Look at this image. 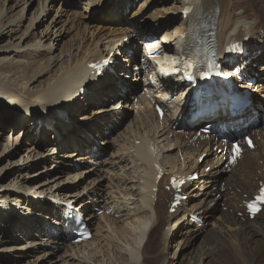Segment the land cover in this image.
Returning a JSON list of instances; mask_svg holds the SVG:
<instances>
[{
	"label": "bare ground",
	"instance_id": "bare-ground-1",
	"mask_svg": "<svg viewBox=\"0 0 264 264\" xmlns=\"http://www.w3.org/2000/svg\"><path fill=\"white\" fill-rule=\"evenodd\" d=\"M73 1L78 0H71L70 3H73ZM104 1L101 0V3ZM154 1L156 0H148L140 6L139 10L137 8V16L141 13H143V16L141 15V17L134 19L130 25L125 24L124 11L130 6V9H134L135 0L111 2L98 18H92L89 22L85 18L95 8V5L91 7V4H96L98 1L84 2L86 4L84 5L81 21L76 18L75 13L69 14L66 10L68 6L65 5L66 7L63 6L64 11L62 9L59 12L58 19H53L50 24L45 26L41 30L40 37H38L37 29L44 25L47 13L58 2L57 0H39L40 11L38 17L35 16L29 22L17 41L15 40L7 47H3L4 45L0 47V57L6 55V57L0 58V90L6 92L10 97H18L8 98L6 100L7 108L14 112L21 111L23 108L24 111L21 112L27 115L33 113V110L43 111V113L48 111L49 113V110L53 107L64 109V103L70 98L69 92L74 88L78 92L75 96H72L75 100L71 109L68 110V113H71V119L88 115L93 111V108L94 110H101V105L104 103H112L114 108L118 105L126 107L125 99L129 97L125 96L123 99L119 97L118 93L123 89L133 87L130 78L120 76L122 81L117 80L116 87L109 86V88L103 89L104 85H107L109 81L114 80L115 75H118V70L116 71V69L128 74L129 68L126 69L127 72L125 68L129 67L132 62L137 63L139 61L137 59L138 48L136 46L135 48H133L134 46H126L125 44L126 49L123 50V47H125L123 39L127 37L129 40L135 41L136 33H139L138 36L146 37L150 40L159 39L165 53L162 59L157 62L156 71L162 76L160 69L166 68V71H163L164 74H169L174 70L171 67L173 65L171 63L173 57L169 55L177 58L181 57L183 52L188 49L196 33V28L209 16L214 19L218 44L217 56L219 58L227 56L225 50L230 42H243L247 38L254 45L251 47L252 51L248 50L247 55L232 56V60L238 66H243L248 59L257 58L255 53L257 50L264 51V0H173L172 2L176 6L168 11L177 12L179 10V17H171L169 21H165L163 16H161L162 10L151 12V15L145 13L146 9L150 8ZM158 1L163 5L170 3L168 0ZM30 2H33V0H0V6L2 7H0V38L21 32L20 28L25 20V9L22 8L16 16L13 13L12 15L11 11L20 3L29 6ZM76 5L79 8V3ZM186 7L192 8L191 13L187 15L183 13ZM163 13L166 15L170 14L169 12ZM149 23L153 25H149ZM143 31L145 33H142ZM84 35L89 37L87 38L89 41L91 39L95 40L89 44L83 37ZM67 37L69 39H66ZM27 41L28 43H26ZM100 42H105L104 50L100 47ZM94 43L95 45H92ZM25 44L27 45L23 46ZM65 49L68 52L64 53ZM129 50H134L135 52L131 57L128 55ZM110 51L114 52L111 60L120 52L124 62L115 65V71L112 68L114 75L103 77L102 79H99V77L94 78L93 74L92 76H87L89 72L93 71V69L88 67V64L92 62L97 64ZM228 65L226 63L224 67H228ZM84 67L86 68L85 71L82 70ZM53 68H56V70L52 71ZM71 70H75L76 74L72 73ZM44 75H47V77L44 80H40ZM139 75L140 78L138 80L142 83V89H148V92L142 93L138 97L137 102L132 104L131 108L137 105H145L151 108L152 100L155 99V95H158L156 96L158 100H156L166 104V108H168L170 113L169 117L165 115L160 121L154 110L152 111L151 109L139 115L138 123L129 121L127 125H124V122H121L117 126L114 125L112 120L115 121L120 116L124 117L123 114L126 113V111H119L114 113L112 116L115 117L109 121H105L107 116H104V120H94L92 123L87 122L81 127L79 125L82 120L78 121V125L75 124L73 128L76 131L73 136L69 134L71 132H64L69 127H72L69 123L62 122L55 125L51 122L46 123L56 137L54 138L51 135V139L56 143L57 148L55 146L53 148L50 147L52 148L50 155L52 156L56 149L73 148L63 158L66 159L68 164H71L69 165L70 168L72 166V169L75 168L77 170L76 168L79 167L82 168V171L80 174L75 172L73 176H64L63 170L56 167H54V171L56 170L57 174H47L46 171H41L39 178L44 177V179H41L37 186H32L39 190V193L35 195H41V189L59 188L66 182H76L75 185H78L81 183L80 179L83 177V173L88 174L82 180L85 181L86 178H89L90 181L89 186L83 185L85 188H82V190L83 192L85 190V196L81 197L82 191H71L66 194V197L72 201V205L74 204L73 202H77V205L73 206L87 216L86 220L91 226L95 227L93 237H96V239L99 237V239L94 241L91 239L83 242L85 244H78V246L67 244V221L63 220L65 207H54V211L44 210L43 214L47 215L48 219L55 215L60 219V222L54 221L58 227H47V223L44 222L49 234L44 240L45 243L51 246L53 243L52 238L56 237L58 241H63L66 246L63 247L58 244V250L44 248V252L36 257L31 264H39L40 261L42 264H91L93 262H96L95 264H108L110 261L116 263L118 259L123 261L121 264H147L149 259H153V264H168L162 256L167 252L165 249L169 246L174 236L180 238L179 246L180 244L185 245L194 237L203 234V232L200 233L197 229L199 227L194 225L192 221H183L179 226L178 223L185 219L186 214L198 215L206 223H209L211 216L210 205L214 202L218 203L222 199H225L224 204L228 211L222 212L219 217L216 216L217 218L214 219V222L212 221L210 232L204 235V240L200 242L199 255H195L194 262L190 264H264V210L256 219L249 220L243 208V203L254 194L259 182H264V128L255 126L256 119L248 126V129H251V133L253 131L255 133L256 149L254 151H246L239 164L225 178L224 186L219 187L217 185L220 179L219 175L226 169L223 168L222 162L216 163L215 153L211 151V146L217 143L215 139L213 140L211 137L205 139L202 135L195 137L196 132L192 131L190 127L183 133L171 130L172 126L177 122L183 124L191 123L192 125L200 122V120L191 119L186 112H181L182 110L184 111V104L188 103V94L186 93L192 90L195 91L196 88L191 84H187L189 86L184 88L182 84L186 78H183L181 74L173 76L165 82H160V80L158 82L157 77L154 75L152 83L143 70L140 71ZM134 76H136L135 73ZM94 79L97 80L90 83L87 87L86 85L89 81ZM52 81H54V85L44 89ZM18 83L23 85L24 88ZM159 86L162 87L164 93L160 94L161 92L157 90ZM262 86H264V83ZM80 88L82 89L81 92H79ZM209 93L210 95L206 99L211 104H214L215 107H220V97L213 91ZM79 94L83 95L78 96ZM129 94L131 96L135 95L133 90ZM152 94H154V97ZM20 99L23 100L24 104H22ZM79 99H82V108L80 110L78 109ZM16 107L17 110L15 109ZM30 107H33V109H30ZM226 109V107H223L220 110V114L226 112ZM79 111L86 113L78 116ZM74 112L78 114L74 115ZM154 116L156 119L153 120ZM210 118H205L204 120H211ZM0 120L4 121V123L0 124V135L3 133V127L13 125V128L17 130V127L24 122L21 116L13 115L9 112L5 113V116H1ZM149 121H153V125L149 124ZM100 122H103L102 128L99 127ZM40 123L41 121L38 122L35 119V126L38 128L43 127L39 126ZM32 125L34 124L29 122L24 129H30ZM121 128L122 130H120ZM42 130L44 129L40 128L37 130L34 128L31 131L39 136V132ZM104 131L106 135L108 134V137L116 134V139L120 140L123 138L125 142L127 141V146L121 150L119 149L120 152L110 154L108 158L101 162V152H104V150L90 147L93 145L97 132L103 133ZM170 132H173L174 138L172 140L167 137ZM91 133L93 134L92 136ZM85 134H87V137H85ZM44 136L39 141V145L42 147ZM10 138L12 139L11 146L14 144H17L18 147L21 146L18 143L20 142L19 137L14 139L13 136H10ZM106 141L108 142V140ZM135 141H137V144ZM101 142V144L104 143L103 141ZM9 147L10 145L3 148L0 156L4 154L9 156L14 151L13 149H11L13 151H10ZM30 148L28 157L25 160L22 159L18 162L7 160L12 168H17V172L22 170L30 171L38 167L39 165L37 164L39 162L33 163L38 158L42 164L47 162L48 158L40 151L42 149L35 146V143H32ZM16 150L18 151V149ZM83 150H88V153L84 156L80 155V157L75 156V153ZM174 151L177 153L176 157L173 158L174 155L169 160L168 158L171 157ZM179 153L183 157L182 161H180ZM203 153H207V157L198 165L197 159ZM75 157L76 159L73 160ZM51 158L59 161L53 156ZM19 162L23 165H20ZM88 164H92V167ZM19 165L21 167H18ZM206 166L212 167L208 174H205L204 171ZM197 171L201 173V179L196 184H200L201 188L193 193L191 192L192 188L189 189L187 195H191V193L192 195L188 202L186 204L184 202L176 211V214H171L169 212L171 203L168 200L171 195L167 191V187L170 185V177H187ZM109 174H112L113 177L108 178ZM160 175H162L161 179H158ZM20 176L22 174H18V178L15 179V187L17 185L19 189L23 186V183L18 184ZM31 180L28 178L29 183ZM101 180H107L108 182L104 188L105 194L102 193L103 189H100L102 187ZM28 181L23 180V182ZM75 185H72V190L76 187ZM25 186V189L31 188L27 184ZM215 187L216 190H214ZM230 192H232L233 196H230ZM45 197L69 203L67 199H62V197L50 195H45ZM87 199H91V201H94L93 203L102 206L105 211L112 210V213L110 215L105 213L98 218L94 214L87 215V212L90 211ZM39 209L41 210L40 207ZM8 210L13 212L6 205V208L1 211L2 216ZM40 210L39 212H42ZM117 214H121L120 221L124 220L123 217H126V221H129L124 226H118L119 220H115ZM239 214H242V216L240 217ZM33 230L37 232L42 230V227L36 223L33 225ZM180 231H182L181 236H178ZM8 236V233L2 232L0 233V240L11 241ZM62 251L63 253H60ZM108 251H112L114 258H110L109 254H107V259H102V255ZM33 252L35 253V251ZM56 252L59 254L57 258L55 257ZM20 255L23 256L22 253ZM20 255L11 254L10 256L16 260L17 256ZM171 263L174 264V262Z\"/></svg>",
	"mask_w": 264,
	"mask_h": 264
},
{
	"label": "rangeland",
	"instance_id": "rangeland-1",
	"mask_svg": "<svg viewBox=\"0 0 264 264\" xmlns=\"http://www.w3.org/2000/svg\"><path fill=\"white\" fill-rule=\"evenodd\" d=\"M57 1L58 2L54 5V7L51 10H49V12L47 13L46 20L44 21V25L41 28L37 29V36L38 37H40L41 30L45 26L50 24V22L53 19H55V20L58 19V14H59L60 11H62L63 6L64 7L68 6V9H66L67 12L69 14H74L75 13L76 18L79 19V21H81L82 20V15L84 13V8H85L84 5L86 4V3L84 4V2L85 1L89 2L91 0H78V1H73V3H70L71 0H66V1L65 0H57ZM97 1H98V3L93 4V5L91 4V7L95 5V8H94V10H91V12L88 13V15L86 16L85 19L88 22L91 21L92 18H98L103 13V11L106 9V6L110 5L111 2L112 3H114V2H122V1H125V0H105L103 2L104 4L101 3V0H96V2ZM147 1L148 0H135L136 5H135L134 9H129V7H128L124 11V15L126 17L125 18V24L126 25H130V23L134 19L139 18V16L141 17V15L143 16V13H141V14H139V16H137L138 15L137 12H138L140 6H142L143 3L145 4ZM168 1L170 3L167 4V5L160 4V2L158 0L152 2L150 8H147L145 13L147 15H151L150 14L151 12H154V11L157 12V11H161L162 10L161 11V16H163L165 21H169L171 17H179V10L177 12L168 11L172 7L176 6L174 4V2H172L173 0H168ZM77 3H79V5L81 7L79 6V8H77V5H76ZM22 8L25 9V12H24L25 20L22 23V27L20 28L21 32L17 33V34L9 35V37L8 36H3L2 38H0V47H2L3 45H4L3 47H7L9 44L15 42V40L17 41V39L19 38V36H21V33H23V31L25 30V28L29 24V22L31 20H33L35 16L38 17L39 11H40L39 10L40 9L39 0H33V2L29 3V6L28 5H23V3L22 4L20 3L18 6H16L15 8L12 9L11 14L13 13L16 16V14ZM137 8H138V10H137ZM178 9H179V7H178ZM63 11H64V9H63ZM163 12H165V13L169 12L170 14L166 15ZM32 13H34V14L32 15ZM118 13H120V12H118ZM11 14H9V15H11ZM149 25H153V24L149 23ZM85 33L88 34L87 32H85ZM83 37L87 40V42L89 44L92 43V41L95 40V39L94 40L91 39L89 41V39H87L89 37H86V35H84ZM66 39H69V37H67ZM124 41H126V40H124ZM26 43H28V41ZM26 45L27 44H25L23 46H26ZM92 45H95V43L92 44ZM104 46H105V43L102 42L100 44V47L103 48ZM104 48H103V50H104ZM66 52H68L67 49H65L64 53H66ZM118 55H120V52H118ZM4 57H6V55H2L0 58H4ZM120 61H121V59L119 60V62ZM262 61L259 62L258 66L255 69L259 73L264 74V71H260L261 69H264V59ZM121 63H124V62L121 61ZM127 68H129V67H126L125 71H126ZM54 69L56 70V68H53L52 71ZM82 70L85 71L86 68L84 67ZM71 72L76 74L75 70H71ZM93 73H94V70L92 72H89V74H87V76L88 75L92 76ZM47 75L42 76L40 78V80H44L47 77ZM120 76L121 75L119 74V71H118V75L115 76L114 80L109 81V83L107 85H104L103 89L106 88V87L109 88V86H115L116 87L117 80L122 81ZM96 80L97 79H94L93 81L90 80L91 82L89 81V83L86 86L88 87L90 83H92V82H94ZM7 85L11 86L9 84H7ZM19 85H21V84H19ZM52 85H54V81H52L49 84H47L44 87V89L47 88L48 86L50 87ZM21 86H22V88H24L23 85H21ZM11 87H13V86H11ZM27 88H28V86H27ZM77 92H78V90L75 89V88L72 89L69 92L70 98L64 103V109L66 107H67L68 110L71 109L72 103L75 100V98H72V96H75V94H77ZM78 96H82V95L80 94ZM12 97L18 98L17 96H11L10 97V96H8L6 94V92H3V91L0 90V117L1 116H5V113H8V112L11 113V111L13 112V110H9L7 108V106H6V100L8 98H12ZM105 100H106V98H105ZM132 100L133 99L130 97L128 99L126 107H124L122 105H118L117 108H114L112 103H104V104L101 105V107H102L101 110H98V109L94 110V108H93V111L91 113H89L88 115H85L83 117H78L77 119H71V113L69 112L68 113L69 120H70L69 124L72 125V127H69L64 132L65 133L66 132H71L69 134L71 136H73V134H76V131H74V129H73L74 125L75 124L78 125L80 120H82L81 124L79 125L80 127L83 126L84 124H86L87 122L92 123V122H94V120H104L103 119L104 116H107L105 121H109V120H112L115 117V116H112V115L114 113H118L119 111H123V112L126 111V113L123 114L124 115V125H127L129 123V121L130 122L134 121V122L137 123V119H138V116L140 114L137 111V109L131 108ZM21 102H22V104H24L23 100H21ZM107 107H110V108H107ZM58 108L59 107H53L51 110H49V113H48V111L46 113H43V112H39V110H33L32 114L26 115V116H21L24 119V122H22L17 127L18 128L17 130H15L13 128V125L12 126L11 125H9V126L7 125L6 127H3V133H1L2 135H0V153L2 152L3 148H5L8 145H10V147H9L10 151L14 150L13 152L10 153L9 156L7 154H4L3 156H0V194H1L0 195V209L3 206L2 203H4V205H7V207H10V209L13 211V212H9L7 215H4L3 216V220L0 221V233H2V232L8 233L9 234L8 238L11 239V241L10 240H6V241L0 240V249H4V250H0V264H31V263H33L35 261L36 257L40 256L44 252L43 251V249L45 248L44 247V244H45L44 243V238L46 237V234H40V233H37L36 231H32L28 235H24L23 234L24 229H30L31 225L32 224L34 225L36 223L41 225L42 230L45 229L44 221H43L42 218H40L38 216V214H40V212H39V210L37 208H35V203L33 202V200L35 199L36 196H39L41 198V200L47 199V198H45V195H50V196H53V197H62V199H67L66 194H68L69 192H71V191H73V192H81L82 191L83 192L82 188H85V186H89L90 185L89 178H86L85 181H82L83 178L86 175H88L86 173H83V177H81V179H80L81 183L78 184V185H75L76 182L75 183L66 182L64 185L60 186L59 188H45V189H41L40 190L41 195H35L36 193H39V190H37L36 188H33V187L37 186V184L40 182L41 179H44V177L41 178V179L39 178L40 177L39 173L41 171L44 170V171L47 172V174H52V173L57 174L58 172L56 170L54 171V167H56V168H59L60 170H63L64 176H68V175L73 176L75 174V172H77L76 174H80L81 171H82V170L72 169V166L70 168L69 165H71V164L70 163L68 164L66 159L63 158L68 151H72L73 149H68V150L66 148H64L62 150L61 149H56L55 153L52 156L57 158L59 161H57L54 158H51L52 156L50 155V151L52 150L53 146H55V148H57L56 145H55L56 143H54V141L51 139V135L55 136L54 133H52V132L46 133L47 130L43 128L44 130L40 131L39 132V136H37L33 131H30L29 128L28 129H24V127L29 122H31L32 124L35 125V120H33V119H38L41 116H46L47 118H52V119L58 120L57 114H58L59 110L62 109V108H59V109ZM81 108H82V99H79L78 100V109L80 110ZM15 109L17 110V107ZM30 109H33V107H30ZM54 110H56V111H54ZM18 111L21 112V111H24V109L22 108L21 111L20 110H18ZM142 111L144 112V107L142 108ZM50 112H52V113H50ZM85 113L86 112H84V111L83 112L79 111V115L78 116H80L81 114H85ZM73 114L77 115L78 113L74 112ZM2 123H4V121L0 120V124H2ZM149 124H151V122H149ZM57 127H58V125H57ZM122 128L120 130H122ZM43 135H45V136H44V143H43V147H42L41 145H39V141L42 140ZM92 135L93 134L91 133V136ZM10 136H13L14 139H16V137H19L20 142H18V143L21 144V146L18 147L17 144L16 145L14 144V145L11 146L12 139L10 138ZM115 136H116V134L108 137V134L106 135L105 131L103 133H98L96 135V138H95V141H94L93 144L97 148H100V149L104 150V152L106 153V154L104 153L105 154L104 158H108L110 154L112 155L114 153L120 152V150L123 147L127 146V141L125 142L123 138H121L120 140L116 139ZM32 137L34 138L33 140L35 142L32 140ZM61 137L64 138L63 136H61ZM81 137H83V136L81 135ZM85 137H87V134H85ZM169 137L171 138V140L173 139L171 136H169ZM106 140H108V142ZM101 141H103L104 143L101 144L102 143ZM32 143L33 144L35 143L36 147L42 149L40 151L44 154V156L46 158H48L47 162H45V164H42V162H40L39 158H38L37 160L33 161V163L39 162V164H37V165H39L38 167H35L34 169H31L30 171H23L22 170L21 172H17V168L16 167L12 168V166H10V163H8L7 160H10L12 162H18L19 160H22V159L25 160L28 157V150L31 149L30 147H31ZM116 143H119V144H116ZM135 143L137 144V141H135ZM99 144H101V145H99ZM50 147H52V148H50ZM11 149H13V150H11ZM16 149H18V151ZM84 150L82 152H84ZM81 154L82 153L79 152L76 155L78 157H80ZM176 155H177V153H176V151H174L173 154L171 155V157L168 158V159L171 160L172 157L174 156L173 158H175ZM75 159H76V157L73 158V160H75ZM89 160H92V159H89ZM180 160H181V158H180ZM20 165H23V164L20 163ZM20 165L18 167H21ZM30 167H32V166H30ZM18 174L19 175L22 174V176H20L19 179H18V184L19 185H20V183H23V186L20 189L18 188L19 186H17V185L15 187V179L18 178L17 177ZM111 176L113 177L112 174L111 175L109 174L108 178H110ZM28 178L32 179L30 183L28 181ZM24 179L27 180L28 182H23ZM100 183L102 184V187L100 189H103L102 193L105 194L106 191H105L104 188L107 186L108 182H107V180H101ZM25 184H27V186L31 187V188L25 189V187H26ZM72 185L73 186L75 185L76 189L74 188L72 190V188H71ZM83 185H85V186H83ZM195 190L198 191L197 186H195ZM95 194H98V193H95ZM2 195H4V196H2ZM80 195H81V197L85 196V190ZM230 195H232V193ZM16 201H18V202H16ZM67 201L69 203H72V201H70L69 199H67ZM73 203H74L73 204L74 206L77 205V202H73ZM43 204H45V206L47 205L46 202H44ZM133 209H134V206H133ZM210 210H211V216H210V219H209L210 221H209V223L205 222L204 230H201L200 228H197L200 231V233L203 232V234H200L199 236L194 237L191 241H189L190 243L187 242L185 245L184 244H180L179 246H178V243L180 242V238H178L176 236H174L172 238V240L169 243V246L165 249V251H167V252H165V253L163 252L164 255L162 256V258L168 264L169 263L172 264L171 262H174V264H190V263L194 262L195 255H199L200 242H202L204 240L203 239L204 235H206L208 232H210L209 229H211V226H212L211 224H213L214 219L219 217L222 212H226L228 210V208L226 206H224L222 201H219L218 203H213L210 206ZM110 213L111 212H108V214H110ZM89 214L90 213H87V215H89ZM103 214H105V212L102 213V214H95V215L98 218V217L103 216ZM7 217L10 220V222H7V220H6ZM46 217H47V215H46ZM106 217H109V216H106ZM120 217H121V214L120 215L119 214L116 215V217H115L116 219L115 220H119L118 226H124V224L126 222H128L129 220L126 221V217H123L124 220L120 221V219H119ZM187 217L188 216H186L184 220L180 221L178 223V226L181 225L183 223V221H188ZM93 232L95 234V227L94 226H93ZM181 233H182V231H180V234H178V236H181ZM98 239H99V237H98ZM98 239H96V237H93L92 241L98 240ZM47 240H49V239H47ZM33 244H34V246H33ZM83 244H85V243H83ZM75 246H78V245H75ZM22 247H24L25 249L22 248ZM19 248H21V249H19ZM38 248H40V249H38ZM36 249H38V250H36ZM195 249H197V250H195ZM54 250H58V249L54 248ZM33 251H35V253ZM63 251L60 252V253H63ZM21 253L23 254L24 257L20 255ZM11 254H18L20 256H17L16 260H14V259L11 258V256H10ZM107 254H109L110 258H114L112 251H110V252L108 251V252H105V254H104L105 256L102 255V259L106 260L107 256H108ZM58 255H59L58 252H56L55 257L57 258ZM122 262H123L122 260L118 259V261L116 263L110 261V262H108V264H121ZM95 263L96 262H93L91 264H95ZM39 264H42V262L40 261ZM147 264H153V259H149Z\"/></svg>",
	"mask_w": 264,
	"mask_h": 264
},
{
	"label": "snow or ice",
	"instance_id": "snow-or-ice-1",
	"mask_svg": "<svg viewBox=\"0 0 264 264\" xmlns=\"http://www.w3.org/2000/svg\"><path fill=\"white\" fill-rule=\"evenodd\" d=\"M236 152H237V154H239V147L238 146L236 148ZM261 201L264 202V196L261 197ZM255 210L259 211L258 208H255Z\"/></svg>",
	"mask_w": 264,
	"mask_h": 264
}]
</instances>
